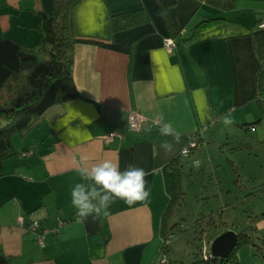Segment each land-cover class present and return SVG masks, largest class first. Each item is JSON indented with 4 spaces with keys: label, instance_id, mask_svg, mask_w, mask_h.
<instances>
[{
    "label": "crops",
    "instance_id": "crops-1",
    "mask_svg": "<svg viewBox=\"0 0 264 264\" xmlns=\"http://www.w3.org/2000/svg\"><path fill=\"white\" fill-rule=\"evenodd\" d=\"M158 1L81 0L74 6L77 37L125 48L76 43L78 95L48 108L37 134L33 128L21 140L27 144L16 145L22 154L3 162L0 254L12 264H155L163 253L160 227L169 197L163 167L180 156L188 137L203 127L200 143L225 138L235 152L252 148V142H234L233 132L245 129L264 144V95L258 98L264 88V0H161L169 25ZM137 8L146 11L147 22L112 31V14ZM38 11L52 14L54 0H0V36L33 42ZM165 38L174 39L171 50L163 47ZM131 109L143 118L141 133L127 131ZM229 110L235 123L225 128L221 118ZM161 114L182 133L173 153L160 148L166 139L157 127ZM110 131L123 137L99 139ZM105 159L118 160L121 171L129 164L149 170L150 197L132 205L118 199L108 216L81 222L71 188L81 182L80 169ZM33 220L45 230L63 223L45 234L40 247L27 227Z\"/></svg>",
    "mask_w": 264,
    "mask_h": 264
},
{
    "label": "trees",
    "instance_id": "trees-1",
    "mask_svg": "<svg viewBox=\"0 0 264 264\" xmlns=\"http://www.w3.org/2000/svg\"><path fill=\"white\" fill-rule=\"evenodd\" d=\"M80 1L54 0L55 11L52 14L38 11V22L35 25L38 36L33 42L24 43L6 35L0 36V174L5 160L22 154L15 144V137L24 139L28 132L38 126L48 108L78 95L73 79L75 44L89 42L119 50L125 48L74 34L72 10ZM158 6L169 25L168 5L160 0ZM219 19L221 18L202 20L196 27ZM148 20L149 16L144 9L126 10L111 15V28L113 32H117ZM263 95L264 88H261L258 92L259 101L263 100ZM31 152L29 149L23 153ZM184 159L177 156L163 167L169 197L160 227L161 251L165 250L167 216L172 205L180 202L183 197L180 178ZM261 192H264V186L250 191L253 196ZM262 216L264 217V212ZM243 242H249V236L237 234L234 246L221 260L213 256L211 250L204 258L197 248L194 259L187 264H238L236 249ZM208 248L210 249L209 246ZM0 264L12 263L7 256L0 254Z\"/></svg>",
    "mask_w": 264,
    "mask_h": 264
},
{
    "label": "rangeland",
    "instance_id": "rangeland-1",
    "mask_svg": "<svg viewBox=\"0 0 264 264\" xmlns=\"http://www.w3.org/2000/svg\"><path fill=\"white\" fill-rule=\"evenodd\" d=\"M253 16L248 14L249 19ZM33 131L37 134V128ZM241 132H233L234 142H252V148L229 152L230 143L224 145L225 138H204L200 143L198 137L195 156L199 165L183 160V197L167 216L162 250L171 264L191 262L197 248L203 255V246L210 247L216 237L229 231L249 236V242L236 249L238 264H264V192L250 193L264 186V144L252 141L250 131ZM21 139L15 137V144H27Z\"/></svg>",
    "mask_w": 264,
    "mask_h": 264
},
{
    "label": "clouds",
    "instance_id": "clouds-1",
    "mask_svg": "<svg viewBox=\"0 0 264 264\" xmlns=\"http://www.w3.org/2000/svg\"><path fill=\"white\" fill-rule=\"evenodd\" d=\"M200 2L206 4L207 0ZM221 119L225 128L235 123L231 110ZM157 127L159 134L166 138L161 141L160 148L165 153H173L175 146L181 143L182 133L162 114L157 119ZM169 137L171 139H167ZM149 175V170L133 164L121 171L118 160L105 159L90 168L80 169L81 182L71 188V204L84 222L90 216H108L118 199L128 205L147 202L151 194L146 179Z\"/></svg>",
    "mask_w": 264,
    "mask_h": 264
},
{
    "label": "built area",
    "instance_id": "built-area-1",
    "mask_svg": "<svg viewBox=\"0 0 264 264\" xmlns=\"http://www.w3.org/2000/svg\"><path fill=\"white\" fill-rule=\"evenodd\" d=\"M259 26L263 27L264 26V21L259 24ZM163 47L166 48L167 50H171L175 46V41L172 38H165L163 39L162 43ZM142 121L143 118L141 114L135 110L131 109L128 111L127 114V131L129 132H134V133H141L143 126H142ZM203 131V127L198 130V132L191 134L188 137L187 144L184 145V147L181 149L180 156L183 158H189L191 159L193 165H199V160L197 158H192L191 154L192 151L195 149L196 145V139ZM114 136H118L120 138L123 137V133L119 131H110L107 134H103L99 136V139L102 140L103 142H109L113 139ZM63 221L57 220L56 223L54 224L53 227H51L48 230L41 229L39 227V222L37 220H33L27 224V227L30 231L35 232L36 234V243L40 247H44V237L47 232L50 233H55L58 229V226L61 225ZM18 224L23 225L24 224V218L19 217L18 219ZM202 256L206 258L210 254V249L206 246L202 247ZM155 264H169V260L166 258V255L162 253V255L158 258V260L155 262Z\"/></svg>",
    "mask_w": 264,
    "mask_h": 264
},
{
    "label": "water",
    "instance_id": "water-1",
    "mask_svg": "<svg viewBox=\"0 0 264 264\" xmlns=\"http://www.w3.org/2000/svg\"><path fill=\"white\" fill-rule=\"evenodd\" d=\"M236 238L237 234L230 231L219 235L211 243V254L220 258L221 260L226 255V253L234 246Z\"/></svg>",
    "mask_w": 264,
    "mask_h": 264
}]
</instances>
